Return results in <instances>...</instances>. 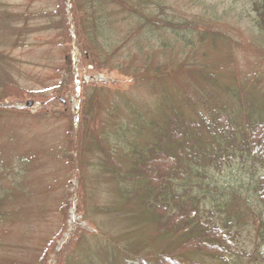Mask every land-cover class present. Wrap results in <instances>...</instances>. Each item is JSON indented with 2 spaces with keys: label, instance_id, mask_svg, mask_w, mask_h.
<instances>
[{
  "label": "rangeland",
  "instance_id": "rangeland-1",
  "mask_svg": "<svg viewBox=\"0 0 264 264\" xmlns=\"http://www.w3.org/2000/svg\"><path fill=\"white\" fill-rule=\"evenodd\" d=\"M251 2L166 0L164 7L177 17L175 24L192 22L210 38L193 47L160 31L157 41L141 34L128 42L129 24L120 23L113 30L118 45L106 54L110 68L97 74L77 44L71 0H0V264H58L72 241L77 245L69 264L88 259L95 264L101 250L117 251L138 236L147 247L142 255L155 264L147 239L153 241L157 230L135 218L132 206L124 210L119 197L125 184L106 158L114 144L109 141L102 151L99 136H117L130 125L126 102L142 110L167 83L173 93L177 89L186 96L197 86L208 87L187 67L160 85L146 79L136 84V77H126L124 69L142 53L155 67H173L185 54L205 56L198 63L208 65L223 85L231 77L224 73L240 75L233 83L262 77L264 45L262 51L257 48L261 41ZM224 35L232 41L224 42ZM212 39L219 42L215 49L210 48ZM29 102L32 109H27ZM121 136L144 140L129 132ZM122 164L129 173V160L123 158ZM239 248L255 250L252 264H264V243L248 231L242 233ZM182 263L218 264L198 253Z\"/></svg>",
  "mask_w": 264,
  "mask_h": 264
},
{
  "label": "trees",
  "instance_id": "trees-1",
  "mask_svg": "<svg viewBox=\"0 0 264 264\" xmlns=\"http://www.w3.org/2000/svg\"><path fill=\"white\" fill-rule=\"evenodd\" d=\"M71 1L77 44L96 73L110 68V53L108 59L106 54L118 45L113 30L120 23L131 28L125 36L128 42L141 34L157 41L160 31L189 41L191 46L210 38L192 22L175 24L177 17L166 12V0ZM248 5L256 15L254 28L261 41L257 48L262 51L264 0H252ZM226 38L230 39L226 36L224 42ZM217 43L212 39L210 48L215 49ZM136 44L140 43L134 44L138 48ZM185 55L173 67H155L143 53L129 59L124 73L134 75L136 84L146 79L160 85L177 78L180 67H187L194 68L189 74L208 87L197 86L186 96L177 89L173 93L167 83L158 98L142 110L126 102L131 120L122 128L129 131L121 128L113 139L99 136L100 148L104 151L109 141L114 144L113 152L107 148L106 158L115 163L116 175L125 184L119 197L124 199V210L132 206L135 218L157 230L153 241L147 239L155 264H183L186 256L195 253L218 264H252L255 250L248 253L239 245L244 231L264 243V74L235 84L231 81H238L240 75L224 73L231 77L223 85L208 71V65L198 63L205 56ZM137 64L139 68L132 70ZM128 132L144 140L121 136ZM123 158L129 160V173L123 169ZM141 238L117 251L105 254L101 250L95 264H154L144 256L147 247ZM76 245L77 241L68 244L73 247L58 264H69ZM81 264L92 263L88 259Z\"/></svg>",
  "mask_w": 264,
  "mask_h": 264
},
{
  "label": "water",
  "instance_id": "water-1",
  "mask_svg": "<svg viewBox=\"0 0 264 264\" xmlns=\"http://www.w3.org/2000/svg\"><path fill=\"white\" fill-rule=\"evenodd\" d=\"M34 104L31 102L28 104V107H32Z\"/></svg>",
  "mask_w": 264,
  "mask_h": 264
}]
</instances>
